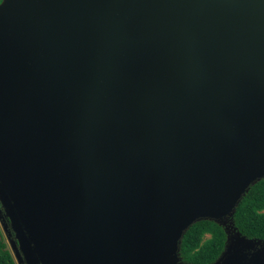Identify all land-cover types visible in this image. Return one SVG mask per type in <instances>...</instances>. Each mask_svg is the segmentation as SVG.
I'll use <instances>...</instances> for the list:
<instances>
[{
  "label": "water",
  "instance_id": "95a60500",
  "mask_svg": "<svg viewBox=\"0 0 264 264\" xmlns=\"http://www.w3.org/2000/svg\"><path fill=\"white\" fill-rule=\"evenodd\" d=\"M259 155L264 0L1 1L0 228L17 264H67V207L86 262L188 264L184 233L233 217ZM238 234L212 264H264V241Z\"/></svg>",
  "mask_w": 264,
  "mask_h": 264
},
{
  "label": "trees",
  "instance_id": "16d2710c",
  "mask_svg": "<svg viewBox=\"0 0 264 264\" xmlns=\"http://www.w3.org/2000/svg\"><path fill=\"white\" fill-rule=\"evenodd\" d=\"M234 228L244 237L264 241V178L251 185L235 207ZM224 229L213 221L201 220L184 233L179 254L190 264H212L223 251ZM0 264H14L0 231Z\"/></svg>",
  "mask_w": 264,
  "mask_h": 264
},
{
  "label": "flooded vegetation",
  "instance_id": "af4514ba",
  "mask_svg": "<svg viewBox=\"0 0 264 264\" xmlns=\"http://www.w3.org/2000/svg\"><path fill=\"white\" fill-rule=\"evenodd\" d=\"M73 210L80 211L81 208L80 207H76V208L67 207V212H68V214H67V264H103V263L99 262L97 260V258L92 262H86L84 260V257H83V238H82L83 230H80L81 224L79 222L74 223L71 221L74 218L80 219L82 215H80V214L73 215L71 213ZM0 231L2 233L4 240L7 242V243L6 242L5 243L8 246V249H9V252H10L11 257L13 259L14 264H17L16 259L10 250V247L8 245V241L5 238V235H4L3 231L1 230V228H0ZM11 238H13L16 241L15 235L12 231H11ZM16 245L18 247L17 241H16ZM179 249H180V246H179ZM97 254H100L98 249H97ZM177 258L179 259V262H181V263H188V262H185L181 259L180 254H179V250H178V257ZM104 264H110V262H105ZM188 264H190V263H188Z\"/></svg>",
  "mask_w": 264,
  "mask_h": 264
},
{
  "label": "rangeland",
  "instance_id": "374dc122",
  "mask_svg": "<svg viewBox=\"0 0 264 264\" xmlns=\"http://www.w3.org/2000/svg\"><path fill=\"white\" fill-rule=\"evenodd\" d=\"M2 0H0L1 3ZM250 164L252 166H257V167H264V155H259V156H255L253 160H251ZM262 168H257L255 170H253L254 173L256 172H260L262 171ZM260 178H262V176L260 177H256L253 180L250 181V183L248 184V187L251 186L254 182L258 181ZM247 186H245L244 189H246ZM247 187V188H248ZM225 231L226 233V237L229 238H233L235 236H238V232L237 230L234 228L233 224H232V214L231 215H227L223 216L219 222H217ZM6 242V241H5ZM254 242V241H253ZM257 242V241H256ZM7 243V242H6ZM257 243H261V242H257ZM8 247V246H7Z\"/></svg>",
  "mask_w": 264,
  "mask_h": 264
}]
</instances>
